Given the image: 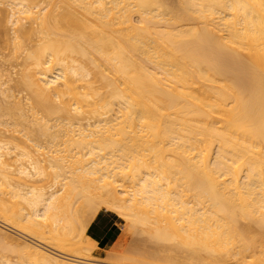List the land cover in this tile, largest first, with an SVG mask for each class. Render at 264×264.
<instances>
[{
  "label": "bare ground",
  "instance_id": "obj_1",
  "mask_svg": "<svg viewBox=\"0 0 264 264\" xmlns=\"http://www.w3.org/2000/svg\"><path fill=\"white\" fill-rule=\"evenodd\" d=\"M2 5L6 264H264V0ZM101 209L160 246H98Z\"/></svg>",
  "mask_w": 264,
  "mask_h": 264
},
{
  "label": "rangeland",
  "instance_id": "obj_2",
  "mask_svg": "<svg viewBox=\"0 0 264 264\" xmlns=\"http://www.w3.org/2000/svg\"><path fill=\"white\" fill-rule=\"evenodd\" d=\"M6 6V5H5ZM5 6L4 5H2V6H0V9H2V10H4V11H2V13H0V34H1V37L3 38V35H5L6 34V37L7 36H13V29L14 28H16L17 26H12L11 25V22H9V19H7V17H8V12H9V9H10V7H8V6H6V8H5ZM3 7L5 8V9H3ZM2 19V20H1ZM6 22H7V24H6ZM10 38V37H9ZM14 45H13V43L10 45V49L7 51L6 50V46H5V42H2V41H0V53H2V54H8V53H12V50H13V52H15L14 51V49H12V47H13ZM14 48V47H13ZM18 51H16V53H17ZM0 67H2L3 69H6L8 66H7V63L6 64H1V61H0ZM18 69L19 68H16V69H12V72H13V76H15L14 74H15V72H17L18 71ZM45 140H47V139H45L44 138V140H43V138L41 139V142H44ZM45 143V142H44ZM44 143H42L43 145H44ZM44 146H46V144L44 145ZM49 147V146H48ZM43 151H45V154H44V157L45 158H48V155H52V154H47V152L49 151V150H47V149H44ZM46 155V156H45ZM36 157H38V155H36ZM28 165V164H27ZM48 171H49V169H47ZM52 171V170H51ZM50 171V173H52ZM50 176L52 175V174H49ZM68 176H69V174H68ZM51 180L52 181H50V184H48L49 186L51 185V182L53 183V179H52V177H51ZM39 183V182H38ZM37 184V183H36ZM54 185H55V183H53ZM52 184V185H53ZM60 184L61 183H59L58 185V187H57V183H56V186L55 187H57V189H55V187H53V189H55L54 191H56V190H58L59 188H60ZM53 185V186H54ZM128 184H126V186H127ZM92 211H90V213H88L89 214V216L87 217L86 215V219L90 222V223H87V226H85L86 228V234H87V238H89V240H91V239H93V240H95V237L93 236V234L91 233V229L93 228V226H94V224L98 221V220H101V219H107V221L109 222V223H111V224H116V236H115V238H114V241H113V244H111V246H113L114 248H122L123 250L124 249H128V251L130 250V252L129 253H131L133 256H137V257H135V258H138V259H140L141 257H144L143 255H145V257L144 258H147L148 259V257H146V256H148V250H152L154 247H152L153 246V244H154V242H153V240H152V243H151V240L148 242V240L146 241V239L148 238L147 237V235H146V237L143 235H141V234H137V232L139 233H141V228L138 230V229H136V231L137 232H135V230L133 229V228H131L130 227V225L129 224H127V223H125V220L124 219H122V218H120L119 216H118V214L117 213H114V212H111V211H108V210H106V209H101L98 213H97V215H95V216H93L92 215ZM87 214V215H88ZM92 216H91V215ZM92 219V220H91ZM86 220H85V224L84 225H86ZM0 224H2L1 222H0ZM130 227V228H129ZM9 229V230H8ZM131 230V231H130ZM6 231L9 233V234H11V235H13V236H18V234H19V232H17L15 229H13V228H11V227H8L7 226V229H6ZM130 231V232H129ZM137 234V235H136ZM143 237H141V236ZM139 238H138V237ZM146 239H145V238ZM19 238H21V239H23V240H31L30 239V237H27L26 235H21V236H19ZM136 238V239H135ZM138 238V239H137ZM27 240V241H28ZM33 240V239H32ZM92 240V241H93ZM136 240V241H135ZM96 241V240H95ZM145 241V242H144ZM97 242V241H96ZM131 242V243H130ZM149 244H147V243ZM137 243V244H136ZM145 243V244H144ZM136 244V245H135ZM157 244V246L159 247L160 246V244H158V243H156ZM156 244H154V246H156ZM139 245V246H138ZM98 246H101V247H103L102 245H99L98 244ZM111 246H108V249H110V247ZM144 246H145V248H144ZM147 246V247H146ZM150 246V247H149ZM45 247V246H44ZM132 247L134 248L133 249V251L131 250L132 249ZM143 247V248H142ZM45 248H48V247H45ZM138 248V249H137ZM156 248V247H155ZM154 248V249H155ZM49 249V248H48ZM142 249V250H141ZM50 250V249H49ZM134 250H135V252H134ZM8 251V250H7ZM52 251V250H51ZM182 251V250H181ZM180 251V252H181ZM9 253H7V252H5V249L3 250V248H0V264H2L3 262H5V263H3V264H6V262H9V261H16V254L14 255V253L13 252H10V251H8ZM145 252V253H144ZM180 252H178V254L179 255H181L180 254ZM3 253V254H2ZM5 253V254H4ZM150 253V252H149ZM183 253V252H182ZM135 254V255H134ZM8 255V256H7ZM141 255V256H140ZM4 256H5V259H4ZM13 256H16V257H13ZM107 252H105V253H103V254H101L100 256H99V258L100 259H104V258H107ZM7 259V260H6ZM11 259V260H10ZM143 259V258H142ZM3 260V261H2ZM9 260V261H8ZM12 262V263H13ZM9 263H11V262H9Z\"/></svg>",
  "mask_w": 264,
  "mask_h": 264
},
{
  "label": "crops",
  "instance_id": "obj_3",
  "mask_svg": "<svg viewBox=\"0 0 264 264\" xmlns=\"http://www.w3.org/2000/svg\"><path fill=\"white\" fill-rule=\"evenodd\" d=\"M116 224H111L107 221V219L98 220L93 228L91 229V233L95 237V240L99 245L108 248L113 244L114 238L116 236Z\"/></svg>",
  "mask_w": 264,
  "mask_h": 264
}]
</instances>
